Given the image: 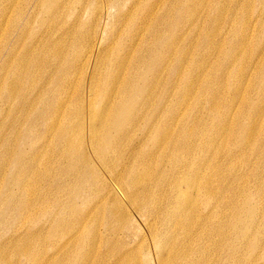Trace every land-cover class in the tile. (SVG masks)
<instances>
[{
    "label": "bare ground",
    "instance_id": "obj_1",
    "mask_svg": "<svg viewBox=\"0 0 264 264\" xmlns=\"http://www.w3.org/2000/svg\"><path fill=\"white\" fill-rule=\"evenodd\" d=\"M144 1L135 0L132 5L142 10L139 20L128 24L129 45L125 49L126 54L140 49L147 58L137 65L143 68L138 81L134 73L125 75L126 71H121L127 56L122 61L121 57L114 60L115 50L106 47L114 31L111 28L131 18L128 12L122 14L120 0L99 4L91 27L93 34L86 36L83 49L76 54V65L69 67L76 72L87 68L91 75L87 83L90 103L77 114L78 140L82 142L87 131L90 140L82 142L84 148L75 150L77 159L72 161L88 166L95 160L104 172L106 185L96 188L95 199H83V204L90 202L88 213L80 214L73 204L63 207L69 220H53L56 225L50 231V242L37 244L35 239H26L13 255H25L31 264L44 255L42 264H50L53 258L45 254L46 249L50 248L53 255L75 252L72 238L85 234L96 214H104L111 232L118 224L129 231L128 240L111 251L110 264H264V142L257 148L250 142L252 123L264 113L263 92L255 105L247 97L242 100V105L245 101L248 105V125L242 132L238 124L233 125L238 132L233 141H226L232 133L231 119L240 121L244 117L245 109L237 105L238 87L242 81L249 85L264 79L261 59L251 64L246 60V47L257 29L264 26V0ZM255 1L260 2V9L253 17ZM14 4L7 0L5 9ZM165 28L168 34L163 32ZM193 41L203 46L198 57L187 60ZM159 43L155 52L146 55L150 46L152 49ZM212 61H218L217 71L223 75L215 90H210L212 79L205 80L202 89L218 126L204 133L198 129L202 124L200 114L195 111L191 116L188 111L201 74ZM170 70L169 88L156 93ZM224 76L235 77L237 83L222 107ZM98 92L100 105L92 100ZM174 93L177 97L172 102ZM194 106L199 109L201 100ZM178 123L183 127L177 132ZM137 130L143 131L142 137L119 162L125 139H131ZM248 156L257 162L244 172ZM95 174L93 169L88 171L90 183ZM74 196L83 197L79 192ZM29 205L30 199L22 204V211ZM20 243L4 244L2 249L7 251ZM72 258L73 264H106L102 255L92 262L91 253L83 250ZM0 263L6 264L4 259Z\"/></svg>",
    "mask_w": 264,
    "mask_h": 264
},
{
    "label": "rangeland",
    "instance_id": "obj_2",
    "mask_svg": "<svg viewBox=\"0 0 264 264\" xmlns=\"http://www.w3.org/2000/svg\"><path fill=\"white\" fill-rule=\"evenodd\" d=\"M6 1L0 0V260L4 259L6 264H31L27 256L13 255L15 248L26 239H35L34 243L37 244L50 242L53 239L49 237L50 231L56 225L53 220H69L70 215L63 212V207L73 204L80 214L88 213L90 202L83 204V199H95L96 188L106 185L104 172L97 167L95 160L88 166L77 160L72 161V158L77 159L73 155L75 150L84 148L82 142L90 140L88 131L82 135V142L78 140L80 122L77 114L79 111L83 113L90 103L87 83L91 75L87 68L81 72L69 68L70 65H76V54L83 49L86 36L93 34L91 27L94 28V15L99 4L105 0H13L15 4L7 10ZM120 1L122 14L128 12L131 18L129 22L111 28L114 31L108 37L106 47L115 50L112 53L114 60L121 57L122 61L127 56L121 71H126L125 75L134 73L138 81L143 71V68L138 67L139 62L145 63L147 58L142 56L140 49L131 54H126L125 49L129 45L128 24L139 20L142 7L134 8L132 5L135 0ZM259 9L260 2H253V17L259 13ZM163 32L168 34L169 30L165 28ZM148 38L151 40V36ZM160 43L152 49L150 46L146 55L155 52ZM189 44L185 43L186 48ZM202 46V42L193 41L187 60L198 57ZM246 52L248 63L260 58L264 66V26L252 36ZM217 62L212 61L210 68L201 74L193 106L188 111L191 116L195 111L200 114L202 127L198 129L202 128L204 133L214 131L218 126L216 118L210 114V106L202 89L207 79H212L214 83L210 90H215L220 82L223 73L217 71ZM65 66L68 67L66 72ZM171 73L172 70L164 75L156 93L169 88ZM224 77L220 93L222 107L234 93L237 83L235 77ZM262 92L264 79H256L249 85L242 81L238 87L240 101L237 105L241 104L245 109L244 117L240 121L238 118L231 119L232 133L226 141H233L238 132L233 125L238 124L241 132L248 125V105L246 101L242 105V100L247 97L251 105H255L260 101ZM93 95V103L100 105V93ZM176 97L177 93H174L171 101H175ZM197 100H201L199 109L194 106ZM142 122L145 124L147 119L144 118ZM252 124L254 130L250 142L253 148H257L264 142V113ZM181 127L183 123H178L177 132ZM142 132L134 131L131 139H125L123 151L118 156L119 162L126 158L133 145L138 144ZM236 140L237 137L235 143ZM255 162L256 159L248 156L244 162V172ZM90 169L97 175L92 183L87 178ZM76 192L82 193L83 197L74 196ZM116 197L123 203L120 195ZM28 199L31 206L22 211V204ZM124 206L129 216L136 218L128 210L130 208ZM108 224L104 214H96L88 222L85 234L72 238L71 243L77 249L75 252L59 251L53 255L50 248L45 250V254L53 258L50 264H73L71 258L78 250L90 252L92 262L102 255L106 264H110L113 260L111 251L128 240L129 231L118 224L115 232H111ZM90 232L92 239L89 242ZM142 233L145 234L144 229ZM13 242L21 243L7 251L2 249L4 244L11 245ZM144 243L147 248L148 242ZM43 256H39L36 262L42 264Z\"/></svg>",
    "mask_w": 264,
    "mask_h": 264
}]
</instances>
